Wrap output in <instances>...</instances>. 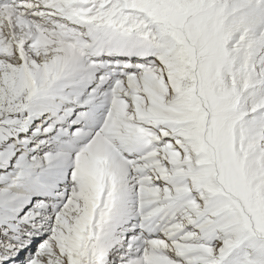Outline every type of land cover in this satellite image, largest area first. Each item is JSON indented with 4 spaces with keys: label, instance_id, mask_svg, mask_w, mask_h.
I'll return each instance as SVG.
<instances>
[{
    "label": "snow or ice",
    "instance_id": "6c2138e0",
    "mask_svg": "<svg viewBox=\"0 0 264 264\" xmlns=\"http://www.w3.org/2000/svg\"><path fill=\"white\" fill-rule=\"evenodd\" d=\"M0 264H264V0H0Z\"/></svg>",
    "mask_w": 264,
    "mask_h": 264
}]
</instances>
